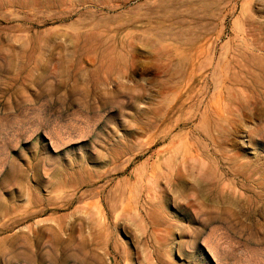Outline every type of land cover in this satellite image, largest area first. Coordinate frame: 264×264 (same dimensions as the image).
<instances>
[{"label": "rangeland", "instance_id": "374dc122", "mask_svg": "<svg viewBox=\"0 0 264 264\" xmlns=\"http://www.w3.org/2000/svg\"><path fill=\"white\" fill-rule=\"evenodd\" d=\"M0 264H264V0H0Z\"/></svg>", "mask_w": 264, "mask_h": 264}, {"label": "bare ground", "instance_id": "6f19581e", "mask_svg": "<svg viewBox=\"0 0 264 264\" xmlns=\"http://www.w3.org/2000/svg\"><path fill=\"white\" fill-rule=\"evenodd\" d=\"M217 48V47H216ZM59 51V50H58ZM211 51V50H210ZM214 51V50H213ZM216 51V50H215ZM127 52V51H126ZM257 52V51H256ZM200 53V52H199ZM216 57V56H215ZM200 62V61H199ZM260 63L261 64H263V62L262 61H260ZM199 64V63H198ZM215 66V65H214ZM204 68H205V66H203ZM197 69H198V67H197ZM212 69V68H211ZM205 71V70H204ZM212 71V70H211ZM256 72V71H255ZM208 75H210V74H208ZM255 77H256V75H255ZM207 80V79H206ZM210 84V83H209ZM212 87V86H211ZM263 91V90H262ZM186 93V92H185ZM184 95V94H183ZM176 98H178V97H176ZM175 98V99H176ZM178 99H180V98H178ZM188 100V99H187ZM208 100V99H207ZM177 101V100H176ZM179 101V100H178ZM186 102V101H185ZM205 103V102H204ZM243 103V102H242ZM172 104H174V103H172ZM204 109V108H203ZM223 111V110H222ZM185 114V113H184ZM183 114V115H184ZM168 115V114H167ZM183 118V117H182ZM185 118H186V114H185ZM210 118V117H209ZM197 119V118H196ZM241 119V118H240ZM216 121V120H215ZM196 123V122H195ZM183 124V123H182ZM198 124V123H197ZM214 124V123H213ZM195 126V125H194ZM183 127V126H182ZM186 127V126H185ZM188 127V126H187ZM177 128V127H176ZM181 128V127H180ZM217 128V127H216ZM194 129V128H193ZM177 130V129H176ZM216 130V129H215ZM216 132V131H215ZM196 134H198V133H196ZM52 138V137H51ZM50 138V139H51ZM180 138V137H179ZM215 138V137H214ZM210 139V138H209ZM216 139V138H215ZM206 141V140H205ZM209 141V140H208ZM158 142V141H157ZM55 143V142H54ZM53 145V144H52ZM209 145H210V143H209ZM211 147V146H210ZM214 148V147H213ZM218 149V148H217ZM184 152L185 154L187 153V149H184V148H178L177 149V152ZM209 151H211L210 149H209ZM218 152H220V151H218ZM211 154V153H210ZM213 156V155H212ZM215 156V155H214ZM152 162V161H151ZM220 162V161H219ZM221 164V163H220ZM221 166V165H220ZM159 168V165H157V166H154V169H158ZM221 168V167H220ZM221 170V169H220ZM242 177V176H241ZM238 179V178H237ZM206 183V182H205ZM188 189H190V188H188ZM187 189V190H188ZM203 191V190H202ZM185 192V191H184ZM188 192V191H187ZM195 192V191H194ZM192 193V192H191ZM78 194V193H77ZM180 194V193H179ZM184 194V193H183ZM102 197V196H101ZM178 197V196H177ZM77 198V197H76ZM75 198V199H76ZM256 198V197H255ZM179 199V198H178ZM51 200V199H50ZM77 201V200H76ZM141 202V201H140ZM77 203V202H76ZM57 207H59V206H57ZM52 209V208H51ZM65 210V209H64ZM46 211V210H45ZM49 211V210H48ZM36 213V212H35ZM89 213V212H88ZM44 214H46V213H44ZM104 214V213H103ZM199 214H200V211H199ZM27 217H28V215H27ZM107 217V216H106ZM213 217V216H212ZM46 223V222H45ZM39 225V224H38ZM42 226V225H41ZM70 231V230H69ZM69 231H68V233H69ZM14 232H15V230H14ZM48 245V244H47ZM48 249V248H47ZM50 249V248H49ZM213 252V251H212ZM215 252V251H214Z\"/></svg>", "mask_w": 264, "mask_h": 264}]
</instances>
